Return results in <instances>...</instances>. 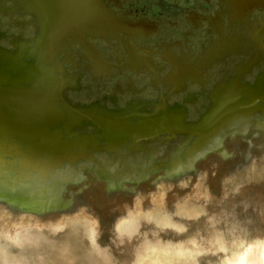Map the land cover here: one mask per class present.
Wrapping results in <instances>:
<instances>
[{"label": "bare ground", "instance_id": "1", "mask_svg": "<svg viewBox=\"0 0 264 264\" xmlns=\"http://www.w3.org/2000/svg\"><path fill=\"white\" fill-rule=\"evenodd\" d=\"M11 1L17 3L22 13L33 17L37 34L30 41L19 38L13 40L11 45L14 51L12 52L0 46V93L3 91L2 83L6 80L10 92L13 91L12 94L16 96V99L11 97L7 99V105L10 104L18 109L27 102L35 101L36 105H34L42 107V110L44 107L49 108L51 122L56 132L62 131L64 134L79 132L77 135H67L76 143L69 154H73L77 159L75 164L68 165L72 167V171L68 170L65 173L67 185L76 184L81 180L75 170L92 167L95 177L106 184V191L110 196L121 189L130 197L132 194L147 196L150 193L139 190L137 186L145 184L149 181L148 179L156 175L151 182L152 199L157 196L161 188L166 187L168 191L163 193V199L166 201L168 193L174 188L193 187L194 178L196 179L194 195L196 199H199L208 189V178L205 172L199 171L197 174L198 170L195 169L197 163L207 159L214 152H219L221 157L231 160L240 148L238 145H233L229 153L224 149L225 142L227 140L231 142L236 138H242L247 143V147L241 153V160L232 164L222 182L251 159V149L256 144L248 138L251 128L264 133V69L253 78L252 84L244 83L242 76L249 73L254 65L262 60L264 19L249 32L256 49L249 53L247 61L235 67L236 75L214 82L209 92L205 86L210 82V78L205 74V69L212 66L216 59L210 54H205L190 62L185 56L174 55L165 48L167 46L164 43H161L165 48L160 53L161 58L170 66L169 69L171 68L164 78L165 85L169 89L167 94H159L152 102L146 103L133 99L123 109H110L101 105L104 100L101 104L93 101L90 105L79 106L72 104L66 98L67 91L82 92L81 76L77 73H67L60 58H65L72 68L77 67L67 51L69 44L77 45L91 62L95 76H108L112 74L113 66L90 40L101 42L115 40L120 41L124 47V54L127 57L124 58L128 60L126 69L129 68L134 74H140V70L143 69L146 74H149L148 76L158 77L161 74V68L156 66L157 63L152 57L153 51L148 49V54L141 56L137 53V49L140 48L137 45V38L156 34L158 27L147 22L146 19H131L128 15L119 16L107 8L108 4H119V0ZM113 7L120 9V7ZM0 11L11 14L15 12V8L5 9L0 3ZM188 19L199 18L191 14ZM209 20L218 30L216 18ZM3 37L0 33V40ZM129 80L131 82L128 89L132 95H137L136 84L138 83H134L131 78ZM188 82L201 88L202 93L206 92L208 99V105L204 111L191 122L186 121L187 110L184 104L194 105L197 102L194 93L187 92L183 99L181 98L183 106L179 103L170 105L168 101L172 96L187 91ZM108 84H105V87ZM105 87L99 85L98 90ZM140 94L143 95V93ZM147 94L148 97H152L155 90L148 89L144 95ZM18 97H22L21 104L17 103ZM148 107L150 110L146 109ZM79 110H83V114L79 113ZM9 113L7 116L10 115ZM41 113L43 116L46 115L44 111ZM4 116L6 115L0 112V118ZM89 125L93 127L94 133L81 131L83 127ZM179 136L182 137L181 142L177 143L178 145L166 159L159 160L164 151L153 144L172 142ZM253 139H259L258 135L256 134ZM57 154L59 156L62 153ZM141 154L144 157H141ZM35 185L30 183L19 187L16 195L21 196L20 198L25 202H34L32 198L36 195L37 186ZM53 194L50 196L47 191L41 194V200L40 198L39 200L42 201V213L44 204H48L47 200L50 202L55 199ZM75 197L79 201L77 207L89 206L83 197L76 194L71 195L69 200Z\"/></svg>", "mask_w": 264, "mask_h": 264}, {"label": "clouds", "instance_id": "2", "mask_svg": "<svg viewBox=\"0 0 264 264\" xmlns=\"http://www.w3.org/2000/svg\"><path fill=\"white\" fill-rule=\"evenodd\" d=\"M251 151L218 196L207 189L169 207L166 187L147 206L132 194L109 243L86 205L49 222L0 204V264H264V199L246 194L264 185V144Z\"/></svg>", "mask_w": 264, "mask_h": 264}, {"label": "rangeland", "instance_id": "3", "mask_svg": "<svg viewBox=\"0 0 264 264\" xmlns=\"http://www.w3.org/2000/svg\"><path fill=\"white\" fill-rule=\"evenodd\" d=\"M250 1L255 2L256 0ZM0 3L5 9L15 8V12L11 14H6L5 12L0 11V33L4 36L3 39L0 40V46L12 52L14 51V48L11 45L13 40L19 38L24 41H30L36 36L37 30L33 17L22 13L21 8L17 6L16 2L11 0H0ZM107 7L119 16L128 15L131 19L145 18L159 26L161 30V34L159 36L155 37L151 41H138L137 45L140 48L137 49V53L141 56L148 54V49L152 50L154 52L152 57L155 63H157V68H161V74L158 75V77L156 75H154L155 77H153V75L151 77L148 76L149 74H146L143 69L140 70V74H134L129 68L126 69L128 60L125 59L127 57L124 54V47L120 41L116 42L115 40H107V42H101L98 40H90L94 43V45H96L104 58L107 59L113 66L112 70L115 71L113 79L109 81L107 79L104 80V77L95 76L92 71V64L87 60L85 55H83V50L77 45L74 46V44H69L67 49L68 54L73 58L77 67L72 68L63 57H61L60 60L67 69V73H77L81 76L82 92L77 93L67 91L65 93L66 98L74 105L87 106L93 101L112 99L116 94L115 89L119 86H122L124 90H127L126 85L129 83L128 78L134 80V83H138V85L136 84L137 88L142 89L150 86L149 90H155V94H153L155 96L151 95L152 97H148V94L146 96L144 94H139L136 97L135 95L126 92L127 96L120 98L122 101L118 106L111 104L107 106L108 108L123 109L133 99H139L143 102H148V100L155 101L159 94H167L166 92H168L169 89L168 86L165 85L166 83L164 78L171 68L169 69L170 66H168L161 58L160 53L162 50H165V48L161 45L162 42L167 43L166 46L169 47V50L174 55L185 56V58H187L190 62L203 57L205 54H210L212 58L216 59L215 63L207 69V71H205V74H207L210 78V82L205 86L207 92H209L212 89L214 82L219 81L220 79H227V77L229 78L231 75H236L237 71H235V67L241 62L247 61L249 53L254 51L252 50L254 42L250 37L249 30L256 21L259 22L264 19V14L261 15L258 10L243 19L234 17V14L230 11L231 6L229 5L228 0H211L210 3H207L205 0H121L118 6L120 9H116L112 5H108ZM243 9L244 8L240 9V13L243 12ZM190 13L197 14L201 18L200 21L196 24L191 23L188 19V15ZM217 15L220 17L221 21V34L225 36L220 35V32H218V30L206 21L207 18ZM176 29H179V33L177 35L173 32ZM233 36H235L237 41L233 38ZM240 45L242 47L241 49L239 48ZM222 54L223 56L220 57ZM121 55L123 56L121 57ZM261 56L263 59L264 53ZM261 64L262 65L258 66V70L243 74L242 80L244 83H253V78H255V76L264 69V62ZM225 69L228 71H223ZM145 76H147V78L144 79ZM107 83L109 84L105 87ZM99 85L102 87L104 86L105 88L98 90ZM188 86L187 91L182 94L172 96L168 99V101L170 105L173 103H179L182 105L181 103L184 95L187 92L194 93L196 95L197 102L194 105L184 104V107L187 110L186 121L191 122L196 120L204 111V108L208 105V99L207 93H202L201 88L189 82ZM146 109L150 110L149 107ZM256 118L259 117L256 116ZM92 131V126H85V133H90ZM258 132L254 128H251L248 138H250V140L252 139L256 144L264 143V133L261 131ZM256 134L259 139H253ZM181 140L182 137L179 136L172 142H157L153 144L160 148L161 151L162 149L164 151L161 153L159 160L166 159L169 153L181 142ZM233 145H238L240 151L237 152L231 160H226L219 155V152V154L214 152L207 159H204L205 161L202 160L195 165L196 170L207 174L208 189H210L211 192L217 196L221 192L220 185L222 180L227 176L232 164L241 160V153L247 147V143L243 141L242 138H236L231 142L227 140L225 142L224 149L230 153L233 149ZM140 156L144 157L142 154ZM133 157L136 156L133 155ZM106 160H108L107 157ZM91 168L85 167L80 170L84 179L79 184L67 185L63 198L64 200H69L72 192L82 189V197L85 201H87L90 207L94 210L96 216L99 218L102 237L107 240L110 232L109 223L111 219L119 216L123 212L124 208L131 202L132 197L127 196L123 192V189L117 191L113 196H110L106 191V184L95 177ZM155 176L148 179L149 181L145 184L137 186L139 190H143L148 194L150 193L147 195L149 200L145 201L146 206L153 200L151 198V192L153 190L151 182ZM195 181L196 179L194 178L192 180L193 187L191 188L180 189L176 187L174 188L175 190L173 189L169 192L166 197L168 206L171 207L174 203H177L182 199H196L194 195ZM246 194L257 199H264V185H253L246 190ZM205 195L206 191L203 196ZM45 217L50 216L46 215ZM121 251L122 250H118L117 254L120 255ZM122 252L124 254L121 255L120 258L126 259L128 250H124Z\"/></svg>", "mask_w": 264, "mask_h": 264}, {"label": "water", "instance_id": "4", "mask_svg": "<svg viewBox=\"0 0 264 264\" xmlns=\"http://www.w3.org/2000/svg\"><path fill=\"white\" fill-rule=\"evenodd\" d=\"M2 85L3 91L6 92L0 93V112L6 116L0 118V204H5L12 209L24 210L25 214L31 217L43 220L52 218L48 221H57L66 212L75 211L79 202L76 197L71 198L69 202L63 198L67 186L65 173L68 170L72 171V167L68 165L75 164L77 161L73 154H69L70 149L76 143L67 135H77L79 132L68 134L62 131L61 133L56 132L51 122L49 108L44 107L42 110V107L35 106V101L27 102L18 109L10 104L7 105V99L10 97L16 99V96L12 94L13 91L10 92L6 80ZM17 103H22V97ZM42 111L46 113L45 116L42 115ZM79 111L81 114L84 112ZM7 113L10 115L7 116ZM81 131L84 132L85 127ZM90 133H94V130ZM58 152L62 153L60 157ZM40 163L43 165L41 166ZM75 172L81 177L80 181L76 180V184H79L84 177L81 171L75 170ZM30 183L36 184V195L32 198L34 202H25L16 193L19 187ZM46 191L50 196L54 193L55 199L50 202L47 200L48 204H44L42 213L41 194ZM73 194L82 197V189L72 192L70 196ZM88 207L89 211L96 216L90 205ZM46 215L50 217H45ZM116 218L111 219L109 237L107 240L102 237L100 241L102 244L110 242L111 229ZM121 250L126 251L127 249Z\"/></svg>", "mask_w": 264, "mask_h": 264}, {"label": "flooded vegetation", "instance_id": "5", "mask_svg": "<svg viewBox=\"0 0 264 264\" xmlns=\"http://www.w3.org/2000/svg\"><path fill=\"white\" fill-rule=\"evenodd\" d=\"M120 1L121 0H119V4H120ZM144 1H148V0H144ZM207 3H210L211 2V0L209 1V0H205ZM228 3H229V5L231 6V12L234 14V17H236V18H239V19H241V13H240V9L241 8H244L245 10H248V12L249 13H253V12H255L256 10H258V11H264V2H263V0H256L255 2H251L250 0H228ZM119 4H112V6H115V7H118L119 6ZM108 5H111V4H108ZM107 5V6H108ZM108 8V7H107ZM109 9V8H108ZM109 10H111V9H109ZM112 11V10H111ZM113 12V11H112ZM251 13V14H252ZM191 14H195V13H190L189 15H188V17L191 15ZM250 14V15H251ZM199 19H193V20H189L191 23H194V24H196L198 21H200V17L197 15V14H195ZM210 18H216V20H217V25H218V32H220V35H222L221 34V28H220V25H221V21H220V17L217 15V16H214V17H209V18H207V22H209L210 24H211V22H210ZM138 19H141V18H138ZM143 20L145 19V18H142ZM204 19H206V18H204ZM146 21L147 22H149V23H151V24H154L155 26H157L158 27V32L156 33V34H154V35H147L146 36V38H137L138 40H137V43H138V41H151V40H153L155 37H157V36H159L160 34H161V30H160V28H159V26L157 25V24H155V23H152V22H150L148 19H146ZM211 26H212V24H211ZM213 27V26H212ZM217 30V29H216ZM173 32H175L176 34L175 35H177L178 33H179V29H176V30H174ZM217 32V33H218ZM219 34V33H218ZM222 36H225V35H222ZM233 38L237 41V39L235 38V36H233ZM163 41V40H162ZM93 43V42H92ZM162 43H164L165 44V46H166V42H162ZM239 43V42H238ZM94 44V43H93ZM240 44V43H239ZM255 44V43H254ZM255 46V45H254ZM165 48H168L169 49V47L167 46V47H165ZM240 49L242 48L241 47V45H240V47H239ZM256 49V47H252V50H255ZM154 53V52H153ZM239 53H240V51H239ZM223 56V54L220 56V57H222ZM220 57H219V59H220ZM218 59V60H219ZM217 60V61H218ZM264 62V58L262 59V61H260L259 63H257V64H255L254 65V67L251 69V71H256V70H258V66H260V65H262L261 63H263ZM211 67V66H210ZM209 67V68H210ZM209 68H207V69H209ZM207 69H205V71H207ZM114 72L115 71H112V74L111 75H108V76H103L104 77V80H111V79H113V76H114ZM130 78H128V85H127V91L126 90H124L123 88H122V86H119L117 89H115V91L116 90H118V91H116L117 93L115 94V96H114V98H112V99H109V100H102L103 101V103L101 104V102L102 101H96V102H99V104H101V105H104V106H109V105H111V104H113L114 103V105H116V106H118L119 105V103H121V97H124L125 95H126V92H129V93H131V91H130V89H128L129 88V84H130V80H129ZM121 88V89H120ZM136 88H137V86H136ZM138 89V93H137V95H139L140 93H145V91L146 90H148L149 89V87L148 88H142V89H139V88H137ZM140 90H142V91H140ZM94 93H95V91H94ZM150 93H152V92H150ZM132 94V93H131ZM92 95H93V93H92ZM118 95V96H117ZM137 95H135L136 97H137ZM141 101V100H140ZM143 102V101H142ZM148 102H152V101H148ZM106 103V104H105ZM147 103V102H146Z\"/></svg>", "mask_w": 264, "mask_h": 264}, {"label": "crops", "instance_id": "6", "mask_svg": "<svg viewBox=\"0 0 264 264\" xmlns=\"http://www.w3.org/2000/svg\"><path fill=\"white\" fill-rule=\"evenodd\" d=\"M251 13H252V12H251ZM251 13H249L248 10L243 9V12H241V19L246 18V17L249 16ZM260 14H261V15L264 14V11H261ZM254 15H256V14H254ZM259 22H261V21H259ZM259 22L256 21V22L253 24L252 28H253L257 23H259ZM252 28H250V30H251ZM250 30H249V32H250Z\"/></svg>", "mask_w": 264, "mask_h": 264}]
</instances>
